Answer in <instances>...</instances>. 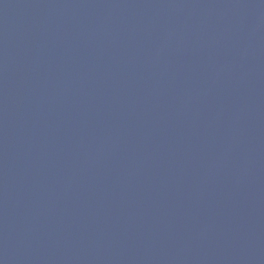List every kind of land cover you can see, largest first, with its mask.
Wrapping results in <instances>:
<instances>
[{
	"label": "water",
	"instance_id": "obj_1",
	"mask_svg": "<svg viewBox=\"0 0 264 264\" xmlns=\"http://www.w3.org/2000/svg\"><path fill=\"white\" fill-rule=\"evenodd\" d=\"M0 264H264V0H0Z\"/></svg>",
	"mask_w": 264,
	"mask_h": 264
}]
</instances>
